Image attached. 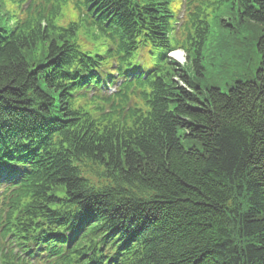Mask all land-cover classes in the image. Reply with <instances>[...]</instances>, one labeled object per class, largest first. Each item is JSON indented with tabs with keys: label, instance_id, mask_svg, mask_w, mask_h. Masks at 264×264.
<instances>
[{
	"label": "trees",
	"instance_id": "trees-1",
	"mask_svg": "<svg viewBox=\"0 0 264 264\" xmlns=\"http://www.w3.org/2000/svg\"><path fill=\"white\" fill-rule=\"evenodd\" d=\"M222 1L260 28L253 81L203 95L172 69L150 84L162 93L153 119L122 110L121 119L83 124L55 146L27 147L17 133L43 123L50 110L58 115L52 127L59 124L65 92L54 87L53 72L92 68L97 57L77 53L73 30L51 18L57 32L34 30L41 21L33 20L0 34V161L26 153L31 170L11 201L9 240L39 245L45 264H264V0ZM106 4L128 21L126 0ZM130 49L121 51L124 60ZM36 52L46 55L43 64L33 65ZM56 232L73 236L56 239Z\"/></svg>",
	"mask_w": 264,
	"mask_h": 264
},
{
	"label": "rangeland",
	"instance_id": "rangeland-1",
	"mask_svg": "<svg viewBox=\"0 0 264 264\" xmlns=\"http://www.w3.org/2000/svg\"><path fill=\"white\" fill-rule=\"evenodd\" d=\"M207 20L209 34L198 62L201 68L186 64L187 76L203 91L215 87L223 93L235 83L253 81L260 62L255 46L260 28L254 25L250 29V23L242 22L237 11L224 7L211 12ZM222 45L224 49H220ZM182 146L190 147L185 141Z\"/></svg>",
	"mask_w": 264,
	"mask_h": 264
},
{
	"label": "bare ground",
	"instance_id": "bare-ground-1",
	"mask_svg": "<svg viewBox=\"0 0 264 264\" xmlns=\"http://www.w3.org/2000/svg\"><path fill=\"white\" fill-rule=\"evenodd\" d=\"M172 57L178 62H183V56H182L181 52L173 53ZM187 62H188V64H190V62H191V66L194 65V61H193V58L191 56L188 57ZM99 264H103V263H99Z\"/></svg>",
	"mask_w": 264,
	"mask_h": 264
}]
</instances>
